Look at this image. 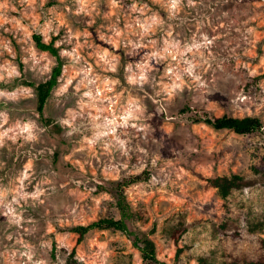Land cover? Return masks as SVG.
<instances>
[{"label":"rangeland","instance_id":"obj_1","mask_svg":"<svg viewBox=\"0 0 264 264\" xmlns=\"http://www.w3.org/2000/svg\"><path fill=\"white\" fill-rule=\"evenodd\" d=\"M195 115L264 126V0H0V264H142L73 232L117 189L161 261L264 262V133Z\"/></svg>","mask_w":264,"mask_h":264},{"label":"trees","instance_id":"obj_2","mask_svg":"<svg viewBox=\"0 0 264 264\" xmlns=\"http://www.w3.org/2000/svg\"><path fill=\"white\" fill-rule=\"evenodd\" d=\"M32 39L38 50L47 52L58 60V64L52 69L49 78L45 82L40 83L35 87L37 99L36 112L39 116H41L50 92L55 87L57 79L61 74V64L59 62L57 50L53 47V44L51 42L49 44L44 43L40 35H33ZM186 110L188 111V109ZM193 122H203L214 130H228L238 136H244L258 132L264 133L263 124L258 118L255 117L232 118L222 116L221 118L213 119L211 117H208L207 115H203L200 117L195 115V119H193ZM115 196V207L119 211V219H99L85 226H77L73 229V232L76 233L79 237H82L83 235L93 230L118 231L125 235L127 239L131 240L132 246L140 253L142 264H173L159 260L156 256L153 243L144 235L132 231L128 227L127 222L131 217L129 207L127 206V204H125L124 197L120 189L116 190ZM246 264H264V262H248Z\"/></svg>","mask_w":264,"mask_h":264}]
</instances>
